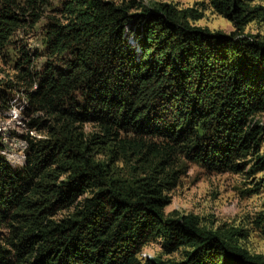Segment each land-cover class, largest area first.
I'll return each instance as SVG.
<instances>
[{"label":"trees","instance_id":"1","mask_svg":"<svg viewBox=\"0 0 264 264\" xmlns=\"http://www.w3.org/2000/svg\"><path fill=\"white\" fill-rule=\"evenodd\" d=\"M59 1L58 17H45L41 72L23 47L12 49L24 115H38L27 130L45 138L25 139L18 170L0 155V264H264L238 244L240 231L163 213L179 159L238 173L252 153L249 172L264 170V126L252 123L264 111V38L240 35L264 21V8L207 0L234 28L225 35L169 4ZM47 6L0 0V59ZM86 124L95 130L84 133ZM258 219L264 229V213ZM152 242L179 258L141 260Z\"/></svg>","mask_w":264,"mask_h":264},{"label":"rangeland","instance_id":"2","mask_svg":"<svg viewBox=\"0 0 264 264\" xmlns=\"http://www.w3.org/2000/svg\"><path fill=\"white\" fill-rule=\"evenodd\" d=\"M141 4L151 7L154 3L172 5L177 10L192 9L198 16L190 25L205 28L210 32L228 35L234 31L232 25L212 12L207 0H138ZM59 0H48L43 9L42 18L32 29L16 33L11 38V45L5 50L6 56L0 59V155L12 168L18 170L24 163L25 139L41 140L44 133L28 131L29 118L24 110L25 86L17 80L14 63L18 58L13 47H23L30 56L31 70L41 72L42 66L48 62L45 51V17H58ZM254 7H263L264 0H254ZM58 14V15H57ZM242 36L264 38V21H252L246 24ZM56 65V63L54 64ZM58 66V64H57ZM252 123L264 126V111L258 113ZM94 127L86 124L83 131L92 133ZM264 142L259 146L258 154L263 152ZM98 155L97 158L103 159ZM254 154L249 153L244 159L242 170L238 173H214L206 171L199 165L183 163L181 159L174 163L173 170L179 176L169 191L164 192L168 204L163 208L165 215H192L197 218L202 228L214 230L217 227L240 231L238 244L252 254L264 256V233L258 217L264 213V170L250 173ZM114 171L126 177V166L121 161L113 162ZM64 212L58 214V217ZM141 260L159 258L161 261L179 258V253L164 255L155 242L142 247L138 256Z\"/></svg>","mask_w":264,"mask_h":264}]
</instances>
